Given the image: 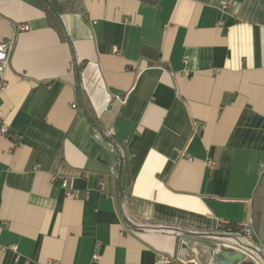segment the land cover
Wrapping results in <instances>:
<instances>
[{
  "label": "crops",
  "instance_id": "crops-1",
  "mask_svg": "<svg viewBox=\"0 0 264 264\" xmlns=\"http://www.w3.org/2000/svg\"><path fill=\"white\" fill-rule=\"evenodd\" d=\"M83 5L62 40L41 0H0V264H264V0ZM248 219L261 254L212 235Z\"/></svg>",
  "mask_w": 264,
  "mask_h": 264
},
{
  "label": "trees",
  "instance_id": "trees-1",
  "mask_svg": "<svg viewBox=\"0 0 264 264\" xmlns=\"http://www.w3.org/2000/svg\"><path fill=\"white\" fill-rule=\"evenodd\" d=\"M41 2H42L43 10L45 13L44 20L46 24L54 28V30L57 31L60 39L68 40V35L66 32L65 26L63 24V21H62V14L65 12H83L84 11L83 0H41ZM148 52L156 53L158 55V53L155 52L152 48H144V54L145 53L147 54ZM76 66H77V70L79 73V71L81 70L80 68L81 66H79L78 63H76ZM107 138L109 141H111V143L114 145V147L118 151V155H119V162H118V168H117L118 192L121 197V200H123L125 189L127 188V186L129 188L131 185L130 176L128 174V165H127L126 156L123 151V148L120 145H117V143L114 142L109 136ZM121 207H122V204H121ZM156 223L159 224L160 226L159 228H166V227L174 228L173 225H170V224L159 223V222H156ZM231 224H232L231 226L232 230L236 231L237 228L234 225V223H231ZM221 226H223L225 230L228 227V225L226 224H221ZM212 235H215L216 237L220 239H225L226 241H229V243H234L237 246L246 249L247 251H257L261 254L260 251H258L255 247L246 244L240 238V236L236 235L235 233L226 232L222 234H212Z\"/></svg>",
  "mask_w": 264,
  "mask_h": 264
},
{
  "label": "built area",
  "instance_id": "built-area-1",
  "mask_svg": "<svg viewBox=\"0 0 264 264\" xmlns=\"http://www.w3.org/2000/svg\"><path fill=\"white\" fill-rule=\"evenodd\" d=\"M21 28L26 29L27 27L23 26ZM13 44H14V40L12 37L9 39L0 40V95L3 93V91L7 87V82L4 78V72L8 66V63H9V57H10V53L12 52V49H13ZM9 131L10 130H9L8 124L2 120V110L0 108V135L10 136L12 139L16 140L17 139L16 135L11 134ZM262 166H264L263 163H262ZM61 186L64 190L65 197L77 198L79 196V191L73 186V183L69 179H66V178L62 179ZM99 188H100V190L104 189L103 183L100 184ZM222 224L228 225V227L230 228L228 231L233 232V230L231 228V226H232L231 223L223 222ZM250 224H251V219H248L246 222H242V223L241 222L234 223V225L237 228V230L234 231V233L236 235L240 236V238L246 244L251 245L253 247H256V244H257L256 239L252 233V229L250 227ZM214 247H215V249H217L215 245H214ZM240 248H242V247H240ZM96 257H97V255L94 254L93 258H96ZM173 261H178V262L183 263V264H201L196 258H192L189 260L174 259V258H172L166 254L158 255V257L156 259V264H172ZM49 264H56V262H50ZM203 264H209V263L204 262Z\"/></svg>",
  "mask_w": 264,
  "mask_h": 264
},
{
  "label": "water",
  "instance_id": "water-1",
  "mask_svg": "<svg viewBox=\"0 0 264 264\" xmlns=\"http://www.w3.org/2000/svg\"><path fill=\"white\" fill-rule=\"evenodd\" d=\"M187 234H190V232H186ZM224 251L225 253L227 252L226 249L224 247H221L219 248L217 251L215 250V247L214 245L212 246V253L213 255H216L217 253L221 252V251ZM239 256L234 260V262H232L231 264H243V256L241 254H238ZM205 263H209L211 264L210 262L211 261H203Z\"/></svg>",
  "mask_w": 264,
  "mask_h": 264
}]
</instances>
